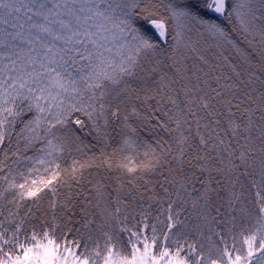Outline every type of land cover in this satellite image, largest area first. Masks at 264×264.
<instances>
[{
	"label": "snow or ice",
	"instance_id": "snow-or-ice-1",
	"mask_svg": "<svg viewBox=\"0 0 264 264\" xmlns=\"http://www.w3.org/2000/svg\"><path fill=\"white\" fill-rule=\"evenodd\" d=\"M0 264H264V0H0Z\"/></svg>",
	"mask_w": 264,
	"mask_h": 264
},
{
	"label": "trees",
	"instance_id": "trees-1",
	"mask_svg": "<svg viewBox=\"0 0 264 264\" xmlns=\"http://www.w3.org/2000/svg\"><path fill=\"white\" fill-rule=\"evenodd\" d=\"M72 127L75 128V125H73ZM89 129H90V126H86L82 130L77 129L76 135L80 137V139L83 141L85 145H88L89 147H91L93 144H95V141L93 140V134L90 133ZM96 150L97 151L99 150V146H97ZM28 155H32V153L29 152Z\"/></svg>",
	"mask_w": 264,
	"mask_h": 264
}]
</instances>
